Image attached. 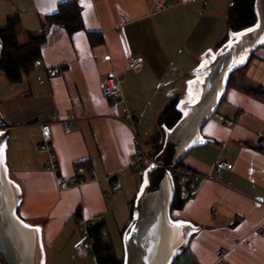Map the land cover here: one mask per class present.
Masks as SVG:
<instances>
[{
  "label": "crops",
  "instance_id": "0c3cea01",
  "mask_svg": "<svg viewBox=\"0 0 264 264\" xmlns=\"http://www.w3.org/2000/svg\"><path fill=\"white\" fill-rule=\"evenodd\" d=\"M65 1L78 3L83 29L69 35L51 26L41 58L20 82L11 83L0 71L5 165L21 190L18 217L39 229L44 264L56 259L69 264L73 255L96 263L91 239L83 253L75 248L84 239L79 230L86 233L93 224H105L115 250L124 243L122 234L146 184L145 177L138 178L140 167H132L136 143L156 158L152 139L161 132L158 119L165 108L177 100L184 114L182 106L197 100L199 71L230 36L233 3L162 0L165 7L157 11V0H0V28L18 15L16 38L25 45ZM120 33L142 59L140 70L128 69ZM236 69L235 75L264 88V46ZM110 76L120 81L116 100H107L101 90ZM43 123L52 127V153L41 149ZM201 135L205 143L183 159L181 169L206 179L197 182L182 210L170 212L174 223L192 228L173 264H264V98L229 82ZM220 162L232 168L217 170ZM59 181L69 187L61 189Z\"/></svg>",
  "mask_w": 264,
  "mask_h": 264
},
{
  "label": "water",
  "instance_id": "95a60500",
  "mask_svg": "<svg viewBox=\"0 0 264 264\" xmlns=\"http://www.w3.org/2000/svg\"><path fill=\"white\" fill-rule=\"evenodd\" d=\"M258 24L233 36L199 71L203 76L197 100L182 106L179 122L166 131L162 151L145 172L146 184L135 205V217L124 233L125 264H173L188 245L190 225L177 224L170 212L175 181L168 168L177 166L205 141L202 127L223 103L231 73L249 55L264 46V0L255 4ZM1 47V46H0ZM8 132L0 116V264H44L39 229L18 217L21 190L5 165Z\"/></svg>",
  "mask_w": 264,
  "mask_h": 264
},
{
  "label": "trees",
  "instance_id": "16d2710c",
  "mask_svg": "<svg viewBox=\"0 0 264 264\" xmlns=\"http://www.w3.org/2000/svg\"><path fill=\"white\" fill-rule=\"evenodd\" d=\"M255 4L256 0H233L227 20L230 36L220 45V48L233 36L245 33L257 26L258 16ZM20 25L19 16L14 15L10 16L6 25L0 28V71L5 72L11 83L20 82L24 75H29L34 69L36 62L41 58V47L46 42V36L51 26L61 27L69 35L81 31L84 27L81 8L76 1L62 2L54 14L45 16L41 22L40 30L30 33L25 45H20L16 38ZM237 70L232 71L230 85L255 97L264 98V88L235 75ZM182 116L183 113L178 110V101H171L158 119L161 132H156L152 139L156 145V154H159L163 149L165 130H171ZM182 166L183 162L177 164L179 168ZM146 167L148 168V166ZM175 189L171 211H180L185 206L187 199L192 196L185 197V193H188L190 188L184 190L176 181ZM88 234L92 241V250L97 264H125V259L118 258L104 223L90 226Z\"/></svg>",
  "mask_w": 264,
  "mask_h": 264
},
{
  "label": "built area",
  "instance_id": "2783aa9c",
  "mask_svg": "<svg viewBox=\"0 0 264 264\" xmlns=\"http://www.w3.org/2000/svg\"><path fill=\"white\" fill-rule=\"evenodd\" d=\"M180 1L183 4H187V3L192 2L193 0H180ZM164 7H165L164 2L162 0H157V2L155 4V9L157 11H160V10L164 9ZM120 40H121L122 49H123L125 57L127 59L128 69L132 70V71L140 70L143 66L142 59L137 57V56H134L130 52L128 45L124 39V36L121 33H120ZM101 90H102L104 97L107 100H116L117 98L120 97V94H121L119 78L117 76H110L109 78L105 79L101 83ZM132 114H133V111H131V110L128 111L129 117L132 116ZM114 116L116 118L121 117L118 110H114ZM66 128H68V125H66ZM41 134H42V138H43L41 149L45 150L49 153H52V148L50 146V143L52 140V127H51L50 123L41 124ZM136 146H137V152L133 156V160H132L133 169L137 170L141 166H149L153 163H156L155 157L146 153L141 148V146L138 142L136 143ZM53 167H55V163L53 161V156H51L50 169H53ZM231 168H232V165L229 164L228 162H220L216 166L217 170L231 169ZM168 170H169L171 176L173 177L174 181H176L179 184V186H181V187L183 185L189 186L188 188H190V190L187 193L189 196L195 195V191H196L195 188H196L197 182L200 179H206L205 176L195 174V173H192V172H189L186 170H182L181 168H179L177 166L168 168ZM59 186L61 189H66L67 187H69V184L65 181H59ZM88 229H89V227H87V229H86L84 239L75 244V248L80 253L84 252L85 245L90 240V237L88 234ZM220 254H221V252H217L218 256Z\"/></svg>",
  "mask_w": 264,
  "mask_h": 264
},
{
  "label": "rangeland",
  "instance_id": "374dc122",
  "mask_svg": "<svg viewBox=\"0 0 264 264\" xmlns=\"http://www.w3.org/2000/svg\"><path fill=\"white\" fill-rule=\"evenodd\" d=\"M27 39H28V36L25 35V37H23L22 40L27 41ZM20 44H24V42L20 41ZM141 167L139 168L140 170H138V172H137L139 180L143 179L145 177V172L147 170V167H145V166L144 167L141 166ZM79 231H80L79 232V237L83 238L85 236V234H84L85 232L83 230H81V229ZM88 246H89V244H88ZM116 252H117L118 257L121 260L125 259V249H124V243H123L122 240H120V242L116 245ZM73 259H74V262H69V264H97V262L96 263L93 262L92 259L90 261H88V260H85V261L78 260L77 258H75L74 255H73ZM55 261H56V264H65V263H63L64 262L63 259H56Z\"/></svg>",
  "mask_w": 264,
  "mask_h": 264
},
{
  "label": "snow or ice",
  "instance_id": "6c2138e0",
  "mask_svg": "<svg viewBox=\"0 0 264 264\" xmlns=\"http://www.w3.org/2000/svg\"><path fill=\"white\" fill-rule=\"evenodd\" d=\"M2 152H3V150H2V149H0V154H2Z\"/></svg>",
  "mask_w": 264,
  "mask_h": 264
},
{
  "label": "bare ground",
  "instance_id": "6f19581e",
  "mask_svg": "<svg viewBox=\"0 0 264 264\" xmlns=\"http://www.w3.org/2000/svg\"><path fill=\"white\" fill-rule=\"evenodd\" d=\"M149 168V167H148ZM42 242V241H41Z\"/></svg>",
  "mask_w": 264,
  "mask_h": 264
}]
</instances>
